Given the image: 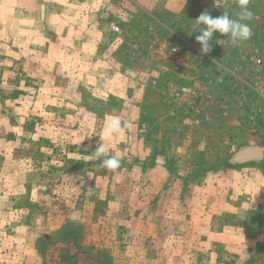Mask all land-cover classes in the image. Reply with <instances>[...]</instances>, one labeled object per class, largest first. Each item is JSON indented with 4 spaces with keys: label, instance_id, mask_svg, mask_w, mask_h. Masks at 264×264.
<instances>
[{
    "label": "rangeland",
    "instance_id": "obj_1",
    "mask_svg": "<svg viewBox=\"0 0 264 264\" xmlns=\"http://www.w3.org/2000/svg\"><path fill=\"white\" fill-rule=\"evenodd\" d=\"M93 1L123 4L120 34L108 20L91 34L80 0H0V264H264V158L231 162L264 151L242 58L264 56V0L248 4L250 46L215 32L206 63L195 20L210 0ZM223 6L211 16L241 12ZM149 30L157 49L177 46L189 77L237 67L229 115L212 107L200 127L188 112L168 116ZM113 116L123 131L109 136ZM100 143L116 171L101 167Z\"/></svg>",
    "mask_w": 264,
    "mask_h": 264
},
{
    "label": "built area",
    "instance_id": "obj_2",
    "mask_svg": "<svg viewBox=\"0 0 264 264\" xmlns=\"http://www.w3.org/2000/svg\"><path fill=\"white\" fill-rule=\"evenodd\" d=\"M87 4L92 10L91 20L89 22L91 28L99 27L100 24L102 25L108 20L113 33L120 34L122 32L121 7L114 9L111 7H98L94 9L95 6L91 1H88ZM224 4L225 0H210L208 3L202 4L199 10L201 13L207 10L211 15L217 10L223 9ZM238 14L239 12H234L232 18L237 19ZM152 35V30H149L147 36L150 39L149 43H145V47L147 46V49L152 53L160 52L164 59L158 69V72L161 71V77H154L152 79V85L154 88L160 87L163 93V106L165 108L167 107L168 116L174 119L181 113L188 112L189 119L187 123L192 127H200L210 124L213 121L214 115L210 111L212 107H216V111L220 116L224 117L229 115L231 105V100H229L231 93L229 90L234 91L236 89L235 87L233 88V84L237 80V77H239L236 73L237 67L235 66L230 69V67L227 68L222 64L219 65L220 67L211 64L212 72L209 75L203 74L201 70L197 75L195 74L193 77H189V72L185 71L177 60V46L170 45L166 50L162 48L157 49ZM143 42H133L130 45V57H136ZM238 43L250 46L249 39ZM210 44L212 45V43ZM216 48L213 44L212 51L204 54H202L201 50L197 49L198 57L203 59L202 63L209 62V60L214 62L211 55L216 51ZM242 58L247 65V80L243 81L246 88L254 95L255 101L252 105L253 114L248 115V120L256 123L258 121H256V118L264 111V56L259 54L257 50H250ZM218 88H220V93L218 92L214 98L211 92L213 89Z\"/></svg>",
    "mask_w": 264,
    "mask_h": 264
},
{
    "label": "clouds",
    "instance_id": "obj_3",
    "mask_svg": "<svg viewBox=\"0 0 264 264\" xmlns=\"http://www.w3.org/2000/svg\"><path fill=\"white\" fill-rule=\"evenodd\" d=\"M238 6L241 8V12L238 14L237 19L230 17L228 12H223V15L213 18L207 10L202 12L195 20V24L199 27V35L195 39L201 45V52L209 53L212 51L213 34L219 32L226 34L228 42L232 45H236L238 42L246 41L253 35L252 28L249 24L244 23L246 20H251L253 13L249 10L248 4L250 0H236ZM123 131V125L119 117L113 116L108 118L104 124V132L106 135H118ZM95 156L97 159H101V167L116 171L121 166V160L116 156H106L109 151L106 145L100 143L95 148ZM72 220H76V216L70 217Z\"/></svg>",
    "mask_w": 264,
    "mask_h": 264
},
{
    "label": "crops",
    "instance_id": "obj_4",
    "mask_svg": "<svg viewBox=\"0 0 264 264\" xmlns=\"http://www.w3.org/2000/svg\"><path fill=\"white\" fill-rule=\"evenodd\" d=\"M82 3H80L81 5L82 4H85V2L84 1H82V0H80ZM87 1V3H88V1H91L92 2V4L95 6L94 7V9H96V8H98V7H100V8H103V7H111V8H118V7H121L122 8V10H121V14L123 15V13H125L124 12V6H122L123 4L122 3H120V2H104L102 5H100V4H98V3H96L95 1H93V0H86ZM209 2V1H208ZM85 4V7H86V12H87V14H86V28H87V30L91 33V32H94L96 29H98L99 27H101V26H99V27H93V28H91L90 27V25H89V22H90V20H91V13H90V11H92L91 10V8L88 6V4ZM166 2H164V3H158V7L161 9L163 6L162 5H164ZM76 5H77V1L76 2H74L73 3V8L74 9H76L75 7H76ZM200 6H202L201 4H200ZM197 7H198V4H197ZM71 8H68V11L70 10ZM83 9H85V8H83ZM199 9H200V7H199ZM73 9H71V11H72ZM121 15V16H122ZM88 22V23H87ZM76 28H77V26H76ZM98 31V30H97ZM96 32V31H95ZM92 34V33H91ZM264 158V151H263V157L260 159V160H262ZM260 160H251V161H249V162H257V161H260Z\"/></svg>",
    "mask_w": 264,
    "mask_h": 264
},
{
    "label": "water",
    "instance_id": "obj_5",
    "mask_svg": "<svg viewBox=\"0 0 264 264\" xmlns=\"http://www.w3.org/2000/svg\"><path fill=\"white\" fill-rule=\"evenodd\" d=\"M262 157V148L244 147L233 155L231 162H247L251 160H260Z\"/></svg>",
    "mask_w": 264,
    "mask_h": 264
},
{
    "label": "trees",
    "instance_id": "obj_6",
    "mask_svg": "<svg viewBox=\"0 0 264 264\" xmlns=\"http://www.w3.org/2000/svg\"><path fill=\"white\" fill-rule=\"evenodd\" d=\"M216 261H218V260H216Z\"/></svg>",
    "mask_w": 264,
    "mask_h": 264
}]
</instances>
